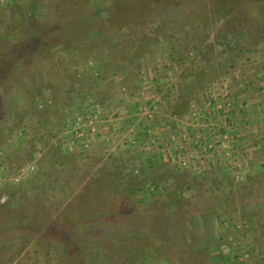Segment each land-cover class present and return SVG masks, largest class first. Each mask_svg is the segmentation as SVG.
<instances>
[{"label":"rangeland","instance_id":"374dc122","mask_svg":"<svg viewBox=\"0 0 264 264\" xmlns=\"http://www.w3.org/2000/svg\"><path fill=\"white\" fill-rule=\"evenodd\" d=\"M113 1L0 0V264H264V6Z\"/></svg>","mask_w":264,"mask_h":264},{"label":"trees","instance_id":"16d2710c","mask_svg":"<svg viewBox=\"0 0 264 264\" xmlns=\"http://www.w3.org/2000/svg\"><path fill=\"white\" fill-rule=\"evenodd\" d=\"M188 1L191 2L190 6L193 9L192 12L190 13L197 12V11H194V9L197 10V8H202L198 12L204 15V13H207L206 9L209 11V9L216 10L220 7L229 6L231 12L233 11V13L231 14L232 17L236 16L234 14L236 10L242 8L245 5L250 4V9H255V8L258 9L260 6L261 7L264 6V0H188ZM148 4H149V0H115L113 1V3L111 2L108 6V9L110 10V16L106 18V20L108 21V23L106 24L107 25L114 24L115 26H118L119 28L126 27L128 32H130L129 30H133V29L135 30L143 29L146 24L145 23L146 19L149 18V16H152V15L155 16L154 12H152L151 6H149ZM181 4L179 6H181ZM70 13H67V14H70ZM89 14L90 13L88 12H82L78 14L77 17L73 16V17L65 18L64 23H66L67 25L68 24L70 25L73 23L74 29L76 30L77 27L82 26L84 22L88 20ZM92 15L94 16V13H92ZM102 21L104 23L106 22L105 20H102ZM66 34L68 33L64 31L61 34L60 38L63 37V39L66 38L67 40L70 41L71 36H65ZM33 40H34L33 36L28 35V34L24 35V39L21 45L22 48L21 47L19 48L21 49L20 51L21 55L25 53L29 54L31 52L32 47L35 45ZM15 53H16V50L15 52H13V54ZM3 60L0 61V69L1 68L5 69V67L11 69L13 66L15 67L17 66V64L15 63L14 65L10 64L9 59H6L5 61ZM6 61H8V64L11 66H9ZM79 205L80 204L77 203L76 207H78ZM1 213H2V210L0 209V214ZM77 215H78L77 213H72L71 215L68 214V218H74ZM24 221H27V220H24ZM24 221L23 223H25ZM18 225L20 224L17 222L16 218L12 217V215H7V216L0 215V235H1L0 239L2 241L7 239L9 236V234H7L8 232L15 233L17 231ZM24 226H28L27 223H25Z\"/></svg>","mask_w":264,"mask_h":264}]
</instances>
